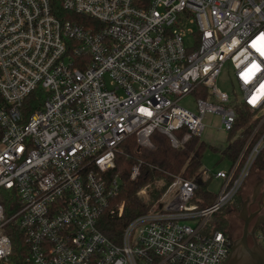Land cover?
I'll list each match as a JSON object with an SVG mask.
<instances>
[{"label":"built area","instance_id":"2783aa9c","mask_svg":"<svg viewBox=\"0 0 264 264\" xmlns=\"http://www.w3.org/2000/svg\"><path fill=\"white\" fill-rule=\"evenodd\" d=\"M226 64L238 98L216 88ZM192 94L195 112L178 105ZM239 106L258 122L213 176L211 205L193 204L196 184L178 175L118 243L100 232L104 214L123 213L110 175L122 141L151 149L157 132L178 149L206 114L229 133ZM262 129L264 0H0V263L15 229L24 264H222L231 241L205 227L264 150V130L252 145ZM256 240L264 249V228Z\"/></svg>","mask_w":264,"mask_h":264},{"label":"trees","instance_id":"16d2710c","mask_svg":"<svg viewBox=\"0 0 264 264\" xmlns=\"http://www.w3.org/2000/svg\"><path fill=\"white\" fill-rule=\"evenodd\" d=\"M60 15L64 18H72L69 14ZM77 20H81V18ZM201 97H204L203 93ZM257 122V120H253V113L249 109L243 106L237 108L235 123L232 130L228 133V138L233 137L238 131H240V134L236 139H231L221 152V156L228 159L231 165L237 160ZM263 130L258 132L252 145ZM183 131H177L175 137L179 139ZM150 142L152 144L151 149L138 148L135 138L130 136L118 145L114 158V168L111 170L110 175L112 177L116 176L119 189L116 198L111 204L115 207L123 204V213L120 218L117 215L110 216L106 213L102 216L99 223L100 232L115 243L119 242L123 230L132 220L146 213L159 202L175 176L180 175L182 178L192 180L196 184L197 188L192 200L193 204L203 208L211 205L215 200V196L207 190L208 179H205L203 173L200 172L202 153L206 145L199 138H192L181 148L174 149L166 136L154 132L150 137ZM134 165L138 166V175L131 180L130 173ZM251 167L252 169L264 170V150L258 154ZM242 186L243 184L233 199L237 196ZM144 187H146L145 195L138 196V191ZM231 202L222 207L213 216H224L223 214L237 212L238 208L234 205L230 206ZM226 221L210 226L208 221L205 232L222 231L228 235ZM17 233L15 229L10 231L13 243L12 253L7 262H1L0 264H24L23 256L19 252L22 241L18 235L19 233Z\"/></svg>","mask_w":264,"mask_h":264},{"label":"rangeland","instance_id":"374dc122","mask_svg":"<svg viewBox=\"0 0 264 264\" xmlns=\"http://www.w3.org/2000/svg\"><path fill=\"white\" fill-rule=\"evenodd\" d=\"M189 20V18L185 20L186 23L184 27L185 29L195 32L196 26L194 24L190 25L188 23ZM184 40L186 45H189V36L185 37ZM215 85L218 90L226 93L228 96H230V98L233 99L235 87L233 84L231 69L228 64H226L221 70L216 79ZM236 96L238 98V94ZM195 99L196 96L194 94L187 95L178 101V105L186 110L195 112ZM231 102L232 104H235L234 100ZM203 125L204 131L199 139L206 145V148L202 153L200 172L203 173L205 179H208L207 190L216 196L219 193L222 182L215 179L213 176L218 172H227L231 167V162L228 159L222 157L221 152L227 146V144H229L231 139L234 140L239 136L240 131H238L233 137L228 138V133L220 129V118L216 114H206L203 120ZM205 176L209 178H206ZM263 176L264 170H258V168L252 169L251 167L247 176L244 178L242 188L230 204V206L234 205L238 208L237 212L223 214L224 216L215 215L209 220V226L215 223H223L225 220H227L226 230L232 244L237 242L241 237L243 223L239 218V213L242 209L243 201L245 197L249 195L252 185ZM185 223H188L193 227L195 226V223ZM255 236L257 237L258 233H256ZM259 244L260 241L258 240V245Z\"/></svg>","mask_w":264,"mask_h":264},{"label":"flooded vegetation","instance_id":"af4514ba","mask_svg":"<svg viewBox=\"0 0 264 264\" xmlns=\"http://www.w3.org/2000/svg\"><path fill=\"white\" fill-rule=\"evenodd\" d=\"M243 206V219L248 221L246 245L249 248H257L260 245H258L255 234L264 228V176L252 185L249 195L243 201ZM242 223L244 226L243 221Z\"/></svg>","mask_w":264,"mask_h":264},{"label":"water","instance_id":"95a60500","mask_svg":"<svg viewBox=\"0 0 264 264\" xmlns=\"http://www.w3.org/2000/svg\"><path fill=\"white\" fill-rule=\"evenodd\" d=\"M243 213L244 206L239 213V218L244 222L242 236L231 245L230 252L222 264H264V249L260 246L249 248L246 245L248 221L243 219Z\"/></svg>","mask_w":264,"mask_h":264}]
</instances>
